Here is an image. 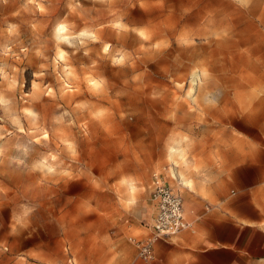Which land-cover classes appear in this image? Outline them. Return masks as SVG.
I'll use <instances>...</instances> for the list:
<instances>
[{
  "label": "rangeland",
  "instance_id": "1",
  "mask_svg": "<svg viewBox=\"0 0 264 264\" xmlns=\"http://www.w3.org/2000/svg\"><path fill=\"white\" fill-rule=\"evenodd\" d=\"M263 96L264 0H0V264H128L156 173L234 197Z\"/></svg>",
  "mask_w": 264,
  "mask_h": 264
},
{
  "label": "crops",
  "instance_id": "2",
  "mask_svg": "<svg viewBox=\"0 0 264 264\" xmlns=\"http://www.w3.org/2000/svg\"><path fill=\"white\" fill-rule=\"evenodd\" d=\"M159 175L184 200L179 187ZM180 175L189 185L190 180ZM169 178L181 185L171 173ZM231 193L234 197L221 198L217 204L200 198L189 202L186 208L194 218H186L192 228L159 240L151 264H264V159L257 156L235 168ZM138 258L128 264H149Z\"/></svg>",
  "mask_w": 264,
  "mask_h": 264
},
{
  "label": "built area",
  "instance_id": "3",
  "mask_svg": "<svg viewBox=\"0 0 264 264\" xmlns=\"http://www.w3.org/2000/svg\"><path fill=\"white\" fill-rule=\"evenodd\" d=\"M151 199L155 202V214L144 236H130L129 241L135 247L138 257L151 264L155 259V244L162 239L176 235L178 232L192 228L184 211V200L161 176L153 175Z\"/></svg>",
  "mask_w": 264,
  "mask_h": 264
},
{
  "label": "bare ground",
  "instance_id": "4",
  "mask_svg": "<svg viewBox=\"0 0 264 264\" xmlns=\"http://www.w3.org/2000/svg\"><path fill=\"white\" fill-rule=\"evenodd\" d=\"M264 100V99H263ZM262 100V101H263ZM264 102V101H263ZM169 171H170V173H171V175L174 177V178H176L177 179V177H178V173H177V171H176V169H174V167L173 166H171V167H169ZM183 173L181 172V175H182ZM180 175V176H181ZM183 176V175H182ZM184 177V176H183ZM182 177V178H183ZM185 178V177H184ZM186 180V179H185ZM190 182V181H189ZM184 183V182H183ZM186 183V182H185Z\"/></svg>",
  "mask_w": 264,
  "mask_h": 264
}]
</instances>
